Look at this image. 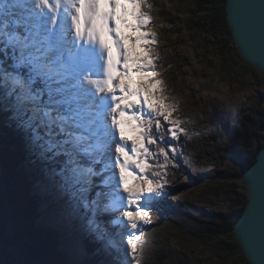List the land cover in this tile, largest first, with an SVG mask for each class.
Instances as JSON below:
<instances>
[{
	"label": "snow or ice",
	"instance_id": "snow-or-ice-1",
	"mask_svg": "<svg viewBox=\"0 0 264 264\" xmlns=\"http://www.w3.org/2000/svg\"><path fill=\"white\" fill-rule=\"evenodd\" d=\"M151 8L148 0H0L4 125L38 148L49 178L71 192L76 210L110 213L114 224L136 230L127 235L123 255L129 259L122 264H141L147 244L141 224L152 221V206L169 183L172 145L161 146L164 136L153 129L159 133L164 121L173 139L186 133L173 117L176 105L162 94L159 54L148 50L156 34L142 31L150 27ZM260 9L264 16V3ZM126 126L137 134L130 150ZM159 156L163 164L149 163ZM129 177L138 183L129 186ZM46 215L39 209L32 215L31 242L56 243L54 231L42 230ZM91 254L92 264H108L102 247Z\"/></svg>",
	"mask_w": 264,
	"mask_h": 264
},
{
	"label": "rangeland",
	"instance_id": "rangeland-1",
	"mask_svg": "<svg viewBox=\"0 0 264 264\" xmlns=\"http://www.w3.org/2000/svg\"><path fill=\"white\" fill-rule=\"evenodd\" d=\"M148 3L152 5V19L150 27L142 31L156 34L157 43L148 50L159 54L155 63L158 78L163 81L162 94L166 103L176 105L173 117L180 119L186 133L173 139L164 121L159 133L153 129V135L164 136L161 146L172 145L167 149L171 157L166 170L169 183L164 198L152 206L154 232H144L147 244L141 264H247L230 233L213 235L200 228L222 217L233 220L247 197L240 164L229 148L227 128L233 124L242 128L246 116L264 121V74L246 66L230 42L226 26L208 24L210 9L197 11L194 0ZM219 113H231L234 120L226 125V117ZM257 135L256 140L248 142L246 157L263 140L264 130ZM29 144L26 169L39 176L33 192L39 197L38 209L47 213L42 226L58 234V249L66 257V264H90L95 259L89 250L93 246L104 249L108 264L129 259L120 254L125 249L128 228L111 230L113 218L102 229V217L110 213L92 216L76 210L71 192L60 190L57 180L49 178V163L40 160L38 148ZM150 148L157 151L155 145ZM151 160L152 164L164 163L163 156L150 157L149 163ZM137 183L135 177H129V186ZM9 252L18 263L13 247ZM2 257L0 264H4Z\"/></svg>",
	"mask_w": 264,
	"mask_h": 264
},
{
	"label": "trees",
	"instance_id": "trees-1",
	"mask_svg": "<svg viewBox=\"0 0 264 264\" xmlns=\"http://www.w3.org/2000/svg\"><path fill=\"white\" fill-rule=\"evenodd\" d=\"M194 2L195 9L199 12L210 9L211 17L208 19L210 26L223 24L228 28L225 20V0H194ZM229 40L231 42V34ZM231 44L234 45L232 42ZM220 115L226 117V125H230L234 120L231 113H219ZM259 130H264V121L261 118L254 120L249 116L245 117L242 128H236L235 124L227 128L229 148L237 158L241 171L255 160L258 149L264 144L263 136V140L257 143L254 153L246 157L247 144L252 139H257ZM30 150L27 137L19 131L5 127L3 116L0 115V256L5 258L4 261L2 260L4 264H66V257L58 249L59 237L54 230L41 226L43 231L56 233L55 244L31 242L36 235L31 217L38 210L39 205V197L33 192V187L39 176L26 169L27 161L30 160ZM246 200L247 197L233 220H228L226 217H222L219 221L211 220L206 226L201 227L200 231L213 235L230 233L234 239L233 224L243 211ZM233 241L239 248L237 242ZM12 247L18 263L9 252ZM93 249L94 246L90 247V252Z\"/></svg>",
	"mask_w": 264,
	"mask_h": 264
},
{
	"label": "water",
	"instance_id": "water-1",
	"mask_svg": "<svg viewBox=\"0 0 264 264\" xmlns=\"http://www.w3.org/2000/svg\"><path fill=\"white\" fill-rule=\"evenodd\" d=\"M264 0H225V20L244 63L264 74ZM236 7H233V6ZM246 204L232 233L247 264H264V144L241 171Z\"/></svg>",
	"mask_w": 264,
	"mask_h": 264
},
{
	"label": "bare ground",
	"instance_id": "bare-ground-1",
	"mask_svg": "<svg viewBox=\"0 0 264 264\" xmlns=\"http://www.w3.org/2000/svg\"><path fill=\"white\" fill-rule=\"evenodd\" d=\"M137 122L135 121V120H133V121H131V124L132 125H135ZM125 135L129 138V140H128V145L126 146L127 147V149H129L130 150V147H131V143H132V140L133 139H135L136 138V133L135 132H133L131 129H129L127 126H126V129H125ZM116 139L117 140H119V134L117 133V135H116ZM113 151H114V148H113ZM129 155H131V152L129 151ZM113 161L115 160V157L113 156ZM121 159H123V157H121ZM134 173H136V171H137V169H135V167L133 166V168L131 169ZM115 171L118 173L119 172V169L118 168H116L115 169ZM131 178V177H130ZM153 209H151V211H152ZM115 216H119V213H116L115 214ZM113 218H115L114 216H112V214L110 215V214H107L106 216L104 215L103 217H102V219H104V222L102 221L101 222V228L102 229H105V227H104V225H107V222H108V220H111V219H113ZM107 219V220H106ZM107 221V222H106ZM159 222V221H158ZM109 223V222H108ZM112 227H111V230H113V231H116L118 228H119V230L123 227L122 225H114L113 224V222H112V225H111ZM117 226V227H116ZM152 225H151V222L150 223H147V224H141V229L143 230V232H145L147 235H149V233H152V232H154V228H152L151 227ZM127 228V227H126ZM128 230L129 231H134V230H132V229H130V228H128ZM102 231H104V230H102ZM111 240V239H110ZM109 243H110V241H109ZM120 243V242H119ZM119 243H117V245H119ZM120 245H122V243H120ZM110 246V245H109ZM124 247L126 248V243H125V245H124ZM119 251V250H118ZM120 254H121V256H123V252L121 253V251H120Z\"/></svg>",
	"mask_w": 264,
	"mask_h": 264
}]
</instances>
